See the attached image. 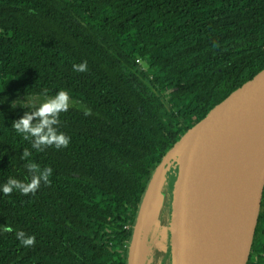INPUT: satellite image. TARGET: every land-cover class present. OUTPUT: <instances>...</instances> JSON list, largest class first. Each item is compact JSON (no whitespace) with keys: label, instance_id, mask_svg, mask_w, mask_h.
Segmentation results:
<instances>
[{"label":"trees","instance_id":"16d2710c","mask_svg":"<svg viewBox=\"0 0 264 264\" xmlns=\"http://www.w3.org/2000/svg\"><path fill=\"white\" fill-rule=\"evenodd\" d=\"M85 61L86 72L73 70ZM263 66L264 0H0V264H126L155 167ZM60 90L73 101L58 127L70 143L32 149L11 128L28 109L12 102L38 106ZM24 148L53 169L51 183L5 195L9 178L30 181ZM257 239L264 189L246 264L262 258ZM161 244L148 264L167 258Z\"/></svg>","mask_w":264,"mask_h":264},{"label":"water","instance_id":"95a60500","mask_svg":"<svg viewBox=\"0 0 264 264\" xmlns=\"http://www.w3.org/2000/svg\"><path fill=\"white\" fill-rule=\"evenodd\" d=\"M157 173L163 175L162 196L149 205L147 193ZM149 179L132 227L126 264H135L141 256L149 209L154 210L151 226L159 232L156 247H162L161 240L166 242L167 258L162 256L158 264L165 260L167 264H246L264 189V66L189 128Z\"/></svg>","mask_w":264,"mask_h":264},{"label":"clouds","instance_id":"9594fccd","mask_svg":"<svg viewBox=\"0 0 264 264\" xmlns=\"http://www.w3.org/2000/svg\"><path fill=\"white\" fill-rule=\"evenodd\" d=\"M73 70L76 72H86L87 62L74 64ZM73 103L70 93L67 90H60L54 96H48L45 92L42 102L38 106L29 105L28 101L23 102L19 98L12 102V107L20 106L27 108L22 118L12 122V127L18 135H21L25 141L31 143V148L44 151L47 147L54 146L57 150L67 148L70 143V137L58 131L60 125V115L65 113ZM31 108V110H29ZM85 116L91 115L90 109L84 110ZM32 152L24 148L20 159L28 161L25 167L30 173V181L21 182L15 178H9L2 186V192L10 195L14 190L24 195L35 194L41 183L46 185L51 183L49 177L53 169L51 167L40 168L34 162L30 161ZM4 232H12L13 229L5 226ZM16 238L25 247L34 246L36 237L34 235L26 236L25 232H16Z\"/></svg>","mask_w":264,"mask_h":264},{"label":"rangeland","instance_id":"374dc122","mask_svg":"<svg viewBox=\"0 0 264 264\" xmlns=\"http://www.w3.org/2000/svg\"><path fill=\"white\" fill-rule=\"evenodd\" d=\"M160 176H163V175L160 174L157 177V179L154 181V183H152L153 186H151V188H150L152 193H154V191H155L154 202L159 201V199L162 196V193L159 191V188H160V185H161V181H159L158 184H157V181L160 179ZM149 180L143 185V187L146 184H148ZM144 190H145V188H144ZM163 191H164V189H163ZM143 193H144V191H143ZM152 198H153V195L151 196V199H150V205L152 204ZM163 205H164V202H162V205L159 208V211L157 213V218H159L160 215L162 214ZM153 211H154L153 209H149L147 211V217L145 218V222H144V226H143V233H144V237H145L144 240L145 241H144V244L142 245V248H143L144 254H143V251H142L141 256H137L136 257L135 264H139V259H141V258L144 259V255L147 253V251L150 250L151 247H156V240H159V238H158L159 237V234H158L159 232L158 233L156 232V227H152L151 226L152 223L150 222L151 217L153 215ZM149 260L151 261V259H149ZM149 260L147 259V257H145V259L143 260V264H148Z\"/></svg>","mask_w":264,"mask_h":264},{"label":"flooded vegetation","instance_id":"af4514ba","mask_svg":"<svg viewBox=\"0 0 264 264\" xmlns=\"http://www.w3.org/2000/svg\"><path fill=\"white\" fill-rule=\"evenodd\" d=\"M261 201H262V199H261ZM260 210H261V202H260ZM260 210H259V213H260ZM258 217H259V214H258ZM257 223H258V218H257ZM257 223H256V226H257ZM255 230H256V227H255ZM254 235H255V231H254ZM253 240H254V236H253ZM253 240H252V243H253ZM257 242H258L259 247H261L260 250H261V257L262 258L261 259H257V262L255 264H264V244H263V240L262 239H257ZM251 247H252V244H251ZM250 252H251V249H250ZM249 255H250V253H249ZM149 262H150V260H149Z\"/></svg>","mask_w":264,"mask_h":264},{"label":"bare ground","instance_id":"6f19581e","mask_svg":"<svg viewBox=\"0 0 264 264\" xmlns=\"http://www.w3.org/2000/svg\"><path fill=\"white\" fill-rule=\"evenodd\" d=\"M159 175H160L159 173L156 174V176H155V178L153 179L152 183H154V181L157 179V177H158ZM161 179H162V176H160V179L157 181V184H158L159 181H161ZM152 183H151V186H153ZM151 186H150V188H151ZM152 195H153L152 203H154L155 191H154V193H152L151 190L149 189V191H148V193H147V204H149V205H150V199H151V196H152Z\"/></svg>","mask_w":264,"mask_h":264}]
</instances>
